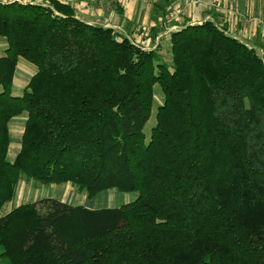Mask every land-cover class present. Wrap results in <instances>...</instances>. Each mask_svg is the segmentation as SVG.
<instances>
[{"label": "trees", "instance_id": "obj_1", "mask_svg": "<svg viewBox=\"0 0 264 264\" xmlns=\"http://www.w3.org/2000/svg\"><path fill=\"white\" fill-rule=\"evenodd\" d=\"M116 36L62 0L0 1V213L23 179L138 194L18 206L0 216V264H264V60L211 21L170 34L171 65L162 44ZM21 59L37 72L14 96Z\"/></svg>", "mask_w": 264, "mask_h": 264}, {"label": "crops", "instance_id": "obj_2", "mask_svg": "<svg viewBox=\"0 0 264 264\" xmlns=\"http://www.w3.org/2000/svg\"><path fill=\"white\" fill-rule=\"evenodd\" d=\"M0 1L18 2V3L31 2L37 4L43 3V0H0ZM62 1L72 6V8L75 11L76 17L79 20L90 25L111 28L116 32L118 36L127 37L131 41H133V39H136L137 41L140 39V36H142L140 35L141 33L140 30L146 25L143 23H134V21H131V17H130L131 8L130 7L128 8V3H127L129 2V0H62ZM164 1L167 8L163 7V4H161L157 0L158 8L164 11L162 12L163 16H165V18L167 17L166 19H168L169 11L170 10L173 11V8H176L178 6L180 8V13L178 14L180 17L177 16L178 19L176 21H173L175 23L160 22V25H158L157 24L158 21L163 20L164 17L160 18L151 15L149 17V22L146 25L147 28H149L150 34L153 33L152 29L154 28L157 29V31L158 30L160 31H158V35L155 37V39L154 37H150L146 40L150 44L149 47L145 46L147 47L146 50L156 49L158 44L161 43L160 39L162 38V36L168 37L167 47L170 48L169 36L172 32L181 30L184 26H186L189 23L191 25H196V24L204 23L206 21H211L212 23L226 30V34L234 37L241 43H244L249 48L254 49L258 53V55L264 60V0H201L203 3L199 6H194L189 3L190 4L189 8L191 11L189 12L185 11V13H183L182 11L184 0H177L174 3L172 2V0H164ZM173 28L176 29L171 31V29ZM20 61L18 63L16 75L20 68L24 69L26 68L25 66H28V65L20 64L21 63ZM23 74L24 76L27 75L25 72H23ZM16 78L17 77H15L14 80V88L19 90V92L20 91L22 92L23 90L22 89L20 90V87L16 83ZM30 78L27 79L26 85L30 81ZM25 86L23 88H25ZM25 121H26L25 117H17L14 118L10 123V133H11L12 142L13 140L17 142L18 149H20L19 143H20V138H22L23 135ZM12 142L9 149L8 159L12 147ZM69 189L70 191L75 192L74 188H72L71 185ZM111 191L112 190H109L107 192L111 193ZM27 192H28L27 186L23 185L19 192L20 194L19 203L21 205H23L22 203L25 201L26 195H28ZM86 195H84V197H87ZM87 208L90 209L89 207ZM110 208H114V207H110ZM91 210H96V209L91 208Z\"/></svg>", "mask_w": 264, "mask_h": 264}, {"label": "rangeland", "instance_id": "obj_3", "mask_svg": "<svg viewBox=\"0 0 264 264\" xmlns=\"http://www.w3.org/2000/svg\"><path fill=\"white\" fill-rule=\"evenodd\" d=\"M176 1L177 0H172L173 3ZM194 1H195V3H194ZM158 2L163 4V7H166L164 0H158ZM158 2H157V0H129V2H127V3H128V8L129 7L131 8V12H130L131 21H134V23H143V24L147 25L149 22V17L151 15L156 16V17H160V18L164 17L163 20L158 21L157 24L160 25V22L161 23H167V22L170 23V22L176 21L178 19V17H180L178 15L180 13V8L176 5L177 7L173 8V11L172 10L169 11V15H168L169 17H168V19H166L167 17L165 18V16H163V14H162V12H164V11H162L160 8H158ZM183 3H184V5H183L182 11H183V13H185V11L186 12L191 11L189 8L190 4H192L194 6H199L203 2L201 0H184ZM173 23H175V22H173ZM146 25H145V27L141 28V30H140L141 31L140 35H142V36H140V39L138 41L136 39H133V41H135V43H137L139 45L149 47L150 44L146 40L150 37H154L155 35H158V33L153 32L150 34L149 28H147ZM175 29L176 28H173V29H171V31L175 30ZM154 30H157V29L154 28ZM158 31H160V30H158ZM167 40H168V37H165V36H162V38L160 39V42H161L160 44H162V50L160 51V54H161L163 60L171 65L172 57H171V54L169 52L170 48L167 47L168 46ZM6 48H7L6 41L3 38H0V56L6 55V52H5ZM20 62H21L20 64L28 65V66H25L26 68H24V69L20 68L21 70L19 69L18 73L16 75V77H17L16 83L20 87V90L21 89L23 90L24 89L23 87L27 83V79H29L32 75H34V73L37 72V68H36V66L28 63L24 59H21ZM23 72H25L27 75L24 76ZM21 94H22L21 91L19 92V90L14 88V90H13L14 96L21 95ZM155 100L156 101H155V106L153 109L152 116H151L150 120L148 121V124L146 125V127L144 129V133L146 134V136L148 138L150 136L151 129L156 124L155 112L157 110V105H160L163 101V94L161 93V90L158 86L155 87ZM15 135H17V134H15ZM19 146H21V138H20ZM17 147H18L17 142L15 140H13L12 147L10 150V155H9V161H13L14 158L17 156V154L19 152V149ZM23 185L27 186L28 195H26L25 201L22 204L33 203V202H36L38 200H42V199H46V198H54V199H57L61 202H65L66 204H69V205H78V206H83L86 208L89 207L90 209L93 208V209L97 210V209L110 208V207L118 208V207H121L122 205H125L127 203H131V202L135 201L138 197L137 193L124 194V193L118 192L117 190H112L111 193L106 191L107 193L103 192V193L96 195L95 197H89L88 195H86L87 194L86 192L76 193L77 190L71 184L70 185L72 186V188H74L75 192L70 191V189H69L70 185H68V184L44 185V184H41L37 181H27L26 179H23L22 181L19 182V184L17 186L16 194H15L13 200L4 207V209L0 213V216L9 213L13 209H15L19 205H21L19 203V200H20L19 199V196H20L19 192H20L21 187ZM79 194H81L82 196ZM84 195H86L87 197H84ZM83 197H84V199H83Z\"/></svg>", "mask_w": 264, "mask_h": 264}, {"label": "built area", "instance_id": "obj_4", "mask_svg": "<svg viewBox=\"0 0 264 264\" xmlns=\"http://www.w3.org/2000/svg\"><path fill=\"white\" fill-rule=\"evenodd\" d=\"M194 3H195V1H194ZM115 40L118 41L119 40V36H116L115 37Z\"/></svg>", "mask_w": 264, "mask_h": 264}]
</instances>
